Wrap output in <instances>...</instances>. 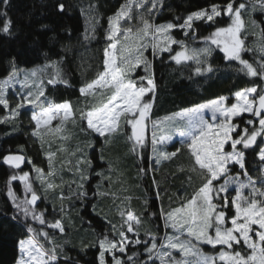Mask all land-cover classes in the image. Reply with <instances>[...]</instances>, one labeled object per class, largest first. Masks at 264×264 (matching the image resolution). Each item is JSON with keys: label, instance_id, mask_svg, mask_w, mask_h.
Returning a JSON list of instances; mask_svg holds the SVG:
<instances>
[{"label": "snow or ice", "instance_id": "6c2138e0", "mask_svg": "<svg viewBox=\"0 0 264 264\" xmlns=\"http://www.w3.org/2000/svg\"><path fill=\"white\" fill-rule=\"evenodd\" d=\"M10 7L11 0H0V35L13 37ZM55 7L59 13L69 11L63 2ZM163 8L164 0H122L103 29L100 67L94 78L78 87L76 104L56 102L49 95L50 88L72 87L63 67L66 56L52 59L46 53L45 62L30 69L12 58L7 74L0 77V109L5 112L0 124L15 125L24 111L30 112L29 135L46 162V168L37 166L25 145L0 156V165L12 170L5 181V198L12 209L9 219L23 227L14 264H79L65 239L73 226L69 210L98 197L112 199L119 219H108L92 204L93 213L107 227L90 243L81 241L80 251L95 248L96 264H264V20L255 19L257 14L264 16V0H219L174 21L157 23ZM80 11L87 22L83 39H97L102 20L98 5L89 0ZM201 24L211 29L207 35L199 34ZM177 31L184 38H178ZM216 53H222L249 86L156 115V61L165 63L167 54V61L190 70V80L211 78L217 71L212 64ZM248 53L251 59L246 58ZM69 125L101 140V161L104 147L125 138L140 162L138 173L153 174L162 235L159 230L142 234L144 217L131 208L132 197L112 191L113 173H118L113 164L94 171V139L69 151L65 146L72 138ZM176 138L180 147L169 151ZM54 143L59 145L55 150ZM182 151L190 159L189 184L192 174L200 183L187 198L165 209L154 173ZM58 154L66 155L58 162ZM23 166L30 168L25 171ZM65 172L71 175L68 181ZM93 176L98 179L90 194L87 185ZM144 203L147 211V199ZM41 204H50L51 212ZM87 224L91 228L92 222Z\"/></svg>", "mask_w": 264, "mask_h": 264}, {"label": "trees", "instance_id": "16d2710c", "mask_svg": "<svg viewBox=\"0 0 264 264\" xmlns=\"http://www.w3.org/2000/svg\"><path fill=\"white\" fill-rule=\"evenodd\" d=\"M63 2L69 6V11L59 13L55 5ZM98 5V14L102 17L101 24L97 29V39L90 42L83 39L87 27L86 18L81 14L80 6H86L89 0H11V7L8 14L13 21V31L15 35L8 37L0 35V77L7 74L12 58L16 59L21 68L30 69L45 62V54L52 59L60 56H66L64 70L72 87L59 86L55 89H49V95L56 102L71 100L73 104L77 103L79 97L78 87L87 79L95 76L100 67L103 48V29L107 27V17L111 15L122 0H91ZM211 2L219 0H164V8L159 12L157 23L174 21L176 17H183L188 13L199 8L207 6ZM256 21L259 23L264 20V16L256 15ZM42 25L47 28L42 29ZM251 25V23H250ZM251 27V26H250ZM252 31V27L250 28ZM210 28L201 24L199 34L207 35ZM258 31V29H257ZM178 38H184L179 31L175 32ZM252 38L250 37V40ZM67 48V52H65ZM246 58L251 59L252 54H246ZM165 63L156 61V80H157V101L154 112L162 116L166 113L178 110V108L189 107L194 103H200L219 95L230 96L238 89L249 86V80L242 75L237 74L233 68L222 59V53L214 54L212 64L217 71L211 78L195 77L189 79L190 70L180 68L174 63L167 61L165 54ZM30 112L24 111L15 121V125L0 124V156L7 154L9 150L18 151L19 145H25L27 156L41 167L46 168V162L41 152L39 144L29 135L32 126L29 124ZM5 115L3 109H0V116ZM71 139L65 146L72 151L77 145L83 146L89 140L94 139L96 150L91 152L94 171L107 169L111 163L118 169V173H113L112 191L121 196H131L137 204L136 208L148 218L150 225L143 224L144 231L150 226L151 231L161 232V221L159 218V207L161 201L155 197V190L152 184V173L148 176H142L138 173L140 162L130 152L129 145L124 137L115 139L110 145L104 147V161L100 160L101 140L95 137H86L80 132L79 127L68 126ZM169 145L168 150L174 151L180 147L177 141ZM58 143L53 144V150L58 147ZM114 149L110 154V148ZM47 150V146H45ZM66 154H58L57 160L63 159ZM252 157L249 156V160ZM144 166H147V153L145 154ZM28 171L30 166H23ZM183 167L186 171L181 172L178 169ZM190 168V159L186 152L182 151L172 161H165L159 165V170L154 173L156 181L159 182V188L162 194V203L164 207L176 206L180 198H187L193 189L200 183L195 174L191 185L187 179L191 174L187 171ZM11 169L0 165V264H14L16 258V241L23 235V227L9 219L12 214L10 204L5 198V181L11 173ZM197 178V179H196ZM66 181L71 179L67 172L64 174ZM97 177L93 176L87 185L89 192L95 190ZM126 189L127 191H123ZM17 191L22 193V186L17 184ZM147 199V211H145L144 201ZM110 198L89 199L84 204L76 203L78 214L74 215L76 224L81 222L83 232L86 235L85 243H90L95 239L97 233L105 230L106 222L101 216L92 211V204L99 205L103 202L106 205L103 213L109 211L111 205ZM132 201V203H133ZM59 205L58 201H53ZM66 206L68 202H65ZM42 208L49 207L50 204H41ZM101 208V207H100ZM156 212L157 216L149 219V213ZM108 219L111 217L108 216ZM51 219V216H49ZM91 221L89 228L87 222ZM148 223V222H147ZM95 229V232L92 229ZM78 229V228H77ZM72 231V229H69ZM74 233L76 229H73ZM143 231V230H142ZM143 231V232H144ZM143 232H141L143 234ZM76 242V241H75ZM81 246L68 245L70 254L79 261V264H96L97 250L90 248L86 252L80 251Z\"/></svg>", "mask_w": 264, "mask_h": 264}, {"label": "rangeland", "instance_id": "374dc122", "mask_svg": "<svg viewBox=\"0 0 264 264\" xmlns=\"http://www.w3.org/2000/svg\"><path fill=\"white\" fill-rule=\"evenodd\" d=\"M251 25H250V22H249V31H251L250 30V27ZM31 115V114H30ZM27 121H29V124L27 123L26 124V126H32L33 127V124L31 123V121H30V116H29V120H27ZM55 123V122H54ZM178 140H179V138H176V140H174V141H177L178 142ZM110 154L112 155L113 154V151H114V149L112 148V146H111V148H110ZM117 169V168H116ZM198 178V177H197ZM196 178V179H197ZM112 200V199H111ZM132 201H133V197H132V200H131V202H130V206H131V208L138 214V215H140L141 213H139L140 211L136 208V201L134 202L133 201V203H132ZM116 203L117 204H119V200H117L116 201ZM99 207H101V208H104V210H105V206L104 205H106L105 203H103V202H99ZM169 206H166L165 207V209H167ZM103 210V211H104ZM76 214H78V210H77V207H75V208H71L70 210H69V215L71 216V219H72V221H73V226L70 228V229H72V231H70L69 230V232H68V235H67V237L65 238L67 241H68V245H75V243H77V246H81V241H83L84 243H85V239H86V235H85V233L82 231L83 230V228H79V225H80V227L82 226V223L81 222H78V224H76V222H75V220H74V215H76ZM105 215H108V216H110L111 218V220H113V221H118V219H119V217H118V213H117V209H116V206L113 204V201H111V205L109 206V211H107L106 212V214ZM149 217V219L151 218V216H148ZM148 218H145L144 217V223L143 224H145L146 226H148V225H150L151 223H150V221L149 220H147ZM160 221H161V232H160V234L162 235L163 234V231H164V229H163V221L160 219ZM148 222V223H147ZM150 223V224H149ZM78 228V229H77ZM73 229H76V232L74 233V230ZM144 231V228H143V226H142V228H141V232H143ZM148 230H150V226H149V228H148ZM76 241V242H75ZM204 248H205V251H209L210 249L208 248V246H204Z\"/></svg>", "mask_w": 264, "mask_h": 264}]
</instances>
